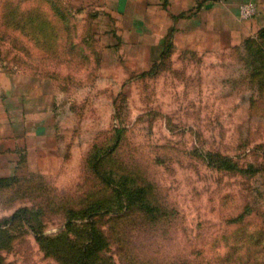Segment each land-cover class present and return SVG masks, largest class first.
Segmentation results:
<instances>
[{"label": "rangeland", "instance_id": "1", "mask_svg": "<svg viewBox=\"0 0 264 264\" xmlns=\"http://www.w3.org/2000/svg\"><path fill=\"white\" fill-rule=\"evenodd\" d=\"M111 1L0 0V264H64L38 239L74 252L92 203L104 263L264 264V68L243 49L264 18Z\"/></svg>", "mask_w": 264, "mask_h": 264}, {"label": "trees", "instance_id": "2", "mask_svg": "<svg viewBox=\"0 0 264 264\" xmlns=\"http://www.w3.org/2000/svg\"><path fill=\"white\" fill-rule=\"evenodd\" d=\"M243 49L248 57L246 64L248 67L249 76H255L261 73L264 68V27L260 28L255 37L247 38L244 40ZM220 166H224L229 169L232 168L229 161L225 158L219 161ZM11 178H0V185L2 181L7 185L11 181ZM111 183V182H109ZM115 183H112V185ZM119 184V183H118ZM111 188L114 191V196L116 202L120 207L131 208L134 206L136 209L148 212L151 209L149 203L144 199L143 188H125L124 186H114ZM99 209L98 204L92 203L89 206H85L78 212L77 218L84 219L87 218L86 222H81L79 224L71 223L70 219H67L65 224V230L75 231L83 236L85 242L78 248L74 249V252L66 253L65 255L57 252V250H51L44 244L47 238H39L38 242L40 247L45 251V253L54 255L64 264H107L99 261L97 253L104 246L102 236L94 228H92L91 217L97 213ZM18 215V212H14L10 218L13 219ZM84 227V229H82ZM1 232V230H0ZM63 233V232H62ZM61 234V232L59 233ZM111 264V263H109Z\"/></svg>", "mask_w": 264, "mask_h": 264}, {"label": "crops", "instance_id": "3", "mask_svg": "<svg viewBox=\"0 0 264 264\" xmlns=\"http://www.w3.org/2000/svg\"><path fill=\"white\" fill-rule=\"evenodd\" d=\"M247 1H254L257 3V8L260 11L259 14L256 16L253 15L248 21V34H250L263 25L261 17L264 18V0H112L111 2L114 10L119 12L130 10L131 8L136 11V7L140 10L141 6L148 4V9L151 8V10L157 12L163 10L170 12L171 16L170 14L167 15L166 20L175 17L183 18V16L189 18L190 16L196 15L197 25L202 27L205 26V19L203 18L207 12L208 15L212 16L211 21H209V18L206 20L207 27H212L214 29L216 25V28L219 30L221 26L220 18L222 10L228 12L226 14L229 15L230 19L234 20L235 10H233L232 13L231 8H233L236 3ZM190 11L196 13H194V15H189Z\"/></svg>", "mask_w": 264, "mask_h": 264}, {"label": "built area", "instance_id": "4", "mask_svg": "<svg viewBox=\"0 0 264 264\" xmlns=\"http://www.w3.org/2000/svg\"><path fill=\"white\" fill-rule=\"evenodd\" d=\"M256 12V7L251 1L243 2L237 6V15L241 19L252 17Z\"/></svg>", "mask_w": 264, "mask_h": 264}]
</instances>
